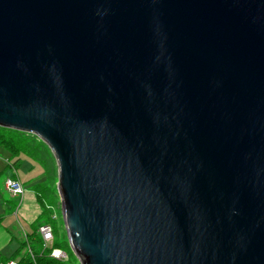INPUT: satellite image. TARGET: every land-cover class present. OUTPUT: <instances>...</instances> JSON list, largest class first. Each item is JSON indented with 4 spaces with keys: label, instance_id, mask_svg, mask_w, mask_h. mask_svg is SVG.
<instances>
[{
    "label": "water",
    "instance_id": "obj_1",
    "mask_svg": "<svg viewBox=\"0 0 264 264\" xmlns=\"http://www.w3.org/2000/svg\"><path fill=\"white\" fill-rule=\"evenodd\" d=\"M0 128L79 264H264V0H0Z\"/></svg>",
    "mask_w": 264,
    "mask_h": 264
},
{
    "label": "rangeland",
    "instance_id": "obj_2",
    "mask_svg": "<svg viewBox=\"0 0 264 264\" xmlns=\"http://www.w3.org/2000/svg\"><path fill=\"white\" fill-rule=\"evenodd\" d=\"M0 145H2L0 147V162L2 155H4L3 149L7 148V150H9L11 154H15L14 158L20 157V160H16L14 164H17L22 160L21 162L23 163V165L18 172V175L20 177L26 174V164H28V162L36 166L39 171L42 170V173L44 175L42 176V180H38V182L43 181L44 178L46 183L43 184L41 189H39V191H41L42 193L40 194L41 197L39 198V200H41L42 198V201L45 204L49 205L50 203H52L53 207V210L46 208L45 215L42 216L41 221L37 222L34 226V229L38 234L39 229L42 226H49L51 228L52 241L50 242L49 246L47 245V248H44V246L46 245L43 242V245L41 247H38L34 244L29 246L26 245L24 249H21V251H19L14 256V258L12 256L7 257L5 262L11 260L12 262L10 264H28V261H32V264H38V260L39 263L43 262L44 264H79L78 260L72 254L66 240V235L60 214V202L59 199L57 200V164L50 149L40 139L32 135L19 133L12 130L6 131V129L4 130L2 128L0 129ZM5 173V175L0 176L1 191L2 186H6V179H8V181L10 179H14L11 169L8 170L7 168ZM5 196H8V194L5 193ZM53 214H55L57 222H55ZM47 217L48 219H46ZM36 232L35 234H37ZM31 239L33 241H36L38 239V235L33 236ZM47 249L50 250V253L46 251ZM53 252H58L60 254L59 259H56L54 255L52 256ZM48 255L50 256L51 260L49 259ZM52 259L56 262H53Z\"/></svg>",
    "mask_w": 264,
    "mask_h": 264
},
{
    "label": "crops",
    "instance_id": "obj_3",
    "mask_svg": "<svg viewBox=\"0 0 264 264\" xmlns=\"http://www.w3.org/2000/svg\"><path fill=\"white\" fill-rule=\"evenodd\" d=\"M3 150L0 176L6 174L7 168L8 170L11 169L14 179L9 181H18L24 189V193L18 197L12 196L7 191L6 186H2V191L0 190V256L7 258L12 256L19 245L24 244L29 239V236L35 234L34 226L45 215V209L53 210V207L52 203L48 205L42 201V198L39 200L40 194H42L39 189L46 183L44 178L43 181L38 182V180H42L44 175L42 170L39 171L36 166L29 162L26 164V162L27 172L20 177L18 172L23 165L22 160L14 164L16 160H20V157L14 158L9 151ZM6 180L8 181V179ZM5 193L8 196H5ZM53 217L57 222L55 214Z\"/></svg>",
    "mask_w": 264,
    "mask_h": 264
},
{
    "label": "built area",
    "instance_id": "obj_4",
    "mask_svg": "<svg viewBox=\"0 0 264 264\" xmlns=\"http://www.w3.org/2000/svg\"><path fill=\"white\" fill-rule=\"evenodd\" d=\"M6 189L7 191L14 197H18L24 193V189L22 185L18 181H7L6 182ZM39 234L41 236L42 242L46 245L44 246L47 247L48 244L52 241V232L49 226H42L39 229ZM56 259H59L60 254L57 252H53L52 256Z\"/></svg>",
    "mask_w": 264,
    "mask_h": 264
},
{
    "label": "trees",
    "instance_id": "obj_5",
    "mask_svg": "<svg viewBox=\"0 0 264 264\" xmlns=\"http://www.w3.org/2000/svg\"><path fill=\"white\" fill-rule=\"evenodd\" d=\"M1 129V128H0ZM5 130V129H4ZM6 131H8V130H6ZM2 145H0V147H1ZM8 149V148H7ZM7 149H5V150H7ZM7 151H9V150H7ZM13 157H14V155L15 154H11ZM37 233V232H36ZM35 235H38V233L37 234H34V235H32V236H29V239H27V241L24 243V244H21V245H19V247L17 248V250L15 251V253H13V255H12V257L14 258V256L19 252V251H21V249H24V247L26 246V245H32V244H34V245H37L38 247L40 246H42L43 245V243H42V241H41V237L38 235V239L35 241H33L31 238L33 237V236H35ZM35 238V237H34ZM47 252H49L50 250H46ZM50 253V252H49ZM11 257V256H10ZM48 257H49V259L51 260V258H50V256L48 255ZM12 258V259H13ZM7 258H4V257H2V256H0V264H7L8 262V264H10L12 261L10 260V261H8V262H5V260H6ZM10 259V258H9ZM52 261L53 262H56L55 260H53L52 259ZM37 262H38V264H44L43 262H40L39 263V261L37 260ZM28 264H32V261H28Z\"/></svg>",
    "mask_w": 264,
    "mask_h": 264
}]
</instances>
